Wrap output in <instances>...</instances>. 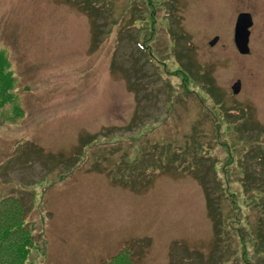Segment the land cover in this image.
<instances>
[{"label": "rangeland", "instance_id": "rangeland-1", "mask_svg": "<svg viewBox=\"0 0 264 264\" xmlns=\"http://www.w3.org/2000/svg\"><path fill=\"white\" fill-rule=\"evenodd\" d=\"M0 50L30 264H264V0H0Z\"/></svg>", "mask_w": 264, "mask_h": 264}, {"label": "trees", "instance_id": "trees-1", "mask_svg": "<svg viewBox=\"0 0 264 264\" xmlns=\"http://www.w3.org/2000/svg\"><path fill=\"white\" fill-rule=\"evenodd\" d=\"M16 77L12 70L8 54L0 50V110L8 103L15 101L14 90ZM208 199L210 196L207 194ZM210 204V201H208ZM212 210V215L216 213ZM29 209L16 196L0 199V264H30L29 257L36 247L32 228L28 222ZM221 222L220 215H217ZM255 251H264V237L257 241ZM131 248L124 247L121 252L102 264H128ZM230 264H234L231 262ZM245 264H249L245 261Z\"/></svg>", "mask_w": 264, "mask_h": 264}, {"label": "water", "instance_id": "water-1", "mask_svg": "<svg viewBox=\"0 0 264 264\" xmlns=\"http://www.w3.org/2000/svg\"><path fill=\"white\" fill-rule=\"evenodd\" d=\"M252 25V18L250 13L241 12L236 18L235 27H234V42L242 54L249 53L248 41H249V28ZM217 41V37H215L210 45L214 44ZM241 82L237 80L234 85H232L231 89L234 93H237L240 90Z\"/></svg>", "mask_w": 264, "mask_h": 264}]
</instances>
